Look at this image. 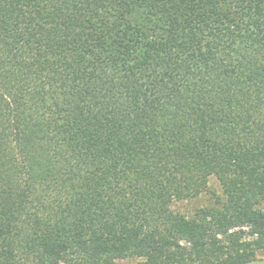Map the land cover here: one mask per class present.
<instances>
[{
  "label": "trees",
  "instance_id": "1",
  "mask_svg": "<svg viewBox=\"0 0 264 264\" xmlns=\"http://www.w3.org/2000/svg\"><path fill=\"white\" fill-rule=\"evenodd\" d=\"M260 252L264 0H0V264Z\"/></svg>",
  "mask_w": 264,
  "mask_h": 264
},
{
  "label": "rangeland",
  "instance_id": "2",
  "mask_svg": "<svg viewBox=\"0 0 264 264\" xmlns=\"http://www.w3.org/2000/svg\"><path fill=\"white\" fill-rule=\"evenodd\" d=\"M209 187L210 190L216 192V194L207 192L198 198L176 202L174 208L186 215H192L196 209L213 204L218 195L222 194V186L216 176L210 178ZM139 261V258H127L120 260L118 264H137ZM250 264H264V252H260L258 254V259Z\"/></svg>",
  "mask_w": 264,
  "mask_h": 264
}]
</instances>
